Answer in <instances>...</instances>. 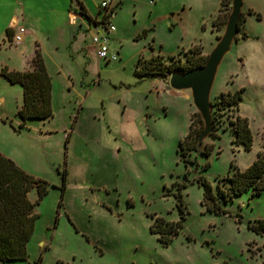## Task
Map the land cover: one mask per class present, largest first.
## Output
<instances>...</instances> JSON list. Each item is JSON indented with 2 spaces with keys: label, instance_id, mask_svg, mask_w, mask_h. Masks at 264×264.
Instances as JSON below:
<instances>
[{
  "label": "rangeland",
  "instance_id": "1",
  "mask_svg": "<svg viewBox=\"0 0 264 264\" xmlns=\"http://www.w3.org/2000/svg\"><path fill=\"white\" fill-rule=\"evenodd\" d=\"M103 1L110 2L107 22L115 28L107 42L116 56L110 62L96 58L93 29L87 31L81 21L67 26L66 13L77 7L76 0H25L27 13L38 17L42 28L59 26L55 36L62 56L50 47L51 39L41 51L51 79L50 121L20 129L22 89L0 76V153L48 185L33 210L38 218L27 259L3 264H36L38 258L39 264H264L263 238L248 229L264 218V190L256 198L234 199L223 206L226 214L215 215L201 205L203 189L197 185L201 179L214 188L231 175V166L245 170L262 149L264 0H243L244 21L210 96L214 105L221 94L243 90L242 101L238 113L213 107L218 140L203 142L213 148L209 157L197 158V169L183 162L178 147L192 122L196 127L197 112L188 91L168 88L170 75L181 71L160 82L138 78L135 68L139 59L142 65L150 58L181 67L196 47L200 57H208L223 34L231 0L223 6L221 0H79L98 23L99 35L105 34ZM5 16H0V70L29 71L31 52L5 37ZM72 35L81 46L73 50L67 41ZM76 48L88 50L76 53ZM76 57L87 63L86 75ZM235 115L248 121L249 152L232 145L228 123ZM196 157L192 153L188 161ZM178 193L182 229L164 247L149 230L156 218L179 221ZM28 198L36 200L34 190Z\"/></svg>",
  "mask_w": 264,
  "mask_h": 264
},
{
  "label": "trees",
  "instance_id": "2",
  "mask_svg": "<svg viewBox=\"0 0 264 264\" xmlns=\"http://www.w3.org/2000/svg\"><path fill=\"white\" fill-rule=\"evenodd\" d=\"M224 2L225 0H221V6H223ZM80 8L79 14L89 19L81 4ZM248 13L252 14L251 11ZM219 16L216 17L213 24L219 21ZM256 16L259 19V16ZM225 20L227 19H224V23H226ZM243 21L244 15L241 13L238 24L239 30ZM8 34L10 38V31H7ZM241 37L245 39L246 35L242 34ZM189 53L191 55L187 58L185 65L181 67H179V64L178 67L176 65L173 66L171 63L166 65L162 61L153 58H150L141 65L139 59L135 68V75L142 80L165 82L168 74L173 73L176 69L184 73L205 65L208 57H200L197 47L194 50H190ZM31 66L32 69L25 72L9 71L7 68L0 70V76L3 79L11 85H19L22 89V104L17 111L20 129L24 128L28 122L44 121L52 118L51 80L38 48L31 61ZM242 92L243 90H239L235 93L228 92L221 94L218 101L212 105V114H214V106H216L218 113L222 111L238 113L239 104L242 101ZM195 116L196 127L192 128L194 124L192 122L188 134L179 142L178 147L183 162L191 164L197 169L198 151L196 146L198 137L203 130V123L198 113ZM212 121L213 131L209 138L218 140V137L214 133L216 131L215 122L213 119ZM228 124L230 126V133L234 136L232 145L242 146L245 152H249L252 147V135L247 119L235 115L233 121H230ZM212 148L213 145H202L199 157H209ZM192 153L197 154L195 162L188 161ZM208 167L209 164L206 163L203 166V170H206ZM231 169L233 170L231 175L218 179L214 188L205 180H197V185L203 189L201 205L207 212L215 215H224L226 211L223 209V206L228 205L234 199L246 194H249L252 198L260 196L264 190V139L262 140L261 151L257 154L256 160L248 168L239 170L231 166ZM62 180L65 183V171L63 172ZM47 186L46 182L35 179L33 176L27 174L12 160L0 153V264L20 262L27 259L26 246L31 239L35 221L38 218L33 213V210L47 195ZM33 190L36 193V200L31 202L28 195ZM175 198L180 215L179 221L168 223L162 218H156L149 230L151 234L159 236L158 242L164 247L169 246L178 235L184 221L181 194H176ZM60 207L61 204L59 203L57 212ZM248 229L263 238L262 249L264 250V218L250 222ZM40 261L41 258H38L36 264H39Z\"/></svg>",
  "mask_w": 264,
  "mask_h": 264
},
{
  "label": "water",
  "instance_id": "3",
  "mask_svg": "<svg viewBox=\"0 0 264 264\" xmlns=\"http://www.w3.org/2000/svg\"><path fill=\"white\" fill-rule=\"evenodd\" d=\"M243 0H231L230 12L227 17L223 34L208 55L204 66L181 74H171L168 88L174 92L188 91L192 105L200 115L203 130L197 140V154L202 149L203 142L213 131L211 91L223 58L230 52L233 42L239 33V20L242 13Z\"/></svg>",
  "mask_w": 264,
  "mask_h": 264
},
{
  "label": "crops",
  "instance_id": "4",
  "mask_svg": "<svg viewBox=\"0 0 264 264\" xmlns=\"http://www.w3.org/2000/svg\"><path fill=\"white\" fill-rule=\"evenodd\" d=\"M24 4H25V0H0V16L6 14L4 20L1 21L3 23L1 25L3 26V29H4V30H2V32H4L5 37L9 41H12V37L19 27H22L25 29L26 34L24 36L23 41L20 44H21V46H24V47H26V45H27V49L31 52V54L28 55V61H27V65L29 67V70H31L32 69L31 61L35 55L36 49L39 48L40 54H41V51H43V52L47 51L45 43L48 42V40H50V39H51V41L49 42L50 47L53 49L56 56L57 57L62 56L60 51H59V46H58L59 43H57V37L55 36L56 31H59L60 28L58 25H55L54 28H48V27H47V29L42 28L39 24L40 19H38V17H33L29 12L27 13L26 7ZM71 4H73V2ZM76 4H77V7L73 8V10H71V8H70V11L69 12L67 11L68 13H66L67 18L65 19V22L67 23V26H76L78 21H81V22H84L85 25H87V28H86L87 31H91L92 29L94 30V25L92 24V20L88 16V13L85 10V8L83 7V5L81 3H79V0H76ZM80 4L82 5V7H83L86 15L89 17V19L84 18L83 16H81L79 14V11L81 9ZM111 14H112V9H111ZM88 20L90 21L89 24L87 22ZM93 21H96V20H93ZM7 31H10V36H11L10 38L8 37L9 34L7 35ZM91 37H92V35H91ZM67 41L69 42L71 50H73V47L76 44L78 46H80V42H77V36L76 35H72V37L69 36ZM91 48H92L93 52H95V49H94L92 43H91ZM76 49H77V50H75L76 53H79L78 52L79 50L81 52H83V50H84V52L86 53L88 50V49L86 50V48L85 49L84 48H76ZM81 52H80V54H81ZM41 57H42V54H41ZM42 59H43L46 71L48 73V66H47V63L45 61V57H42ZM76 59H77V62L79 64V67H80V65H81V67L83 65L84 73L86 75L87 63H85V62L83 63L81 58L79 59L78 57H76L74 60H76ZM2 101H3V99L0 98V102H2ZM50 120H51V118L48 120H44V121H50ZM31 122H43V121H31ZM229 136L231 139L234 138V136L232 134H230ZM263 139H264V135L262 137V140ZM13 162H14V160H13ZM14 163L19 167V165L16 162H14Z\"/></svg>",
  "mask_w": 264,
  "mask_h": 264
},
{
  "label": "built area",
  "instance_id": "5",
  "mask_svg": "<svg viewBox=\"0 0 264 264\" xmlns=\"http://www.w3.org/2000/svg\"><path fill=\"white\" fill-rule=\"evenodd\" d=\"M109 9H110V2L103 1L100 5V10L104 11V17L101 23H103L102 26L104 28L105 34L99 35L97 30L98 23L96 21H92L95 32L92 34L91 43L95 49L96 58H98V60L100 61L103 60L106 62H110L111 60L112 61L116 60V56L111 55L107 47V42L109 40L108 36L110 33L114 32L115 30L114 26L110 25L107 22V13L109 12L111 14V9L110 10ZM25 34H26L25 29L19 27L12 37V42L16 44L21 43L24 39Z\"/></svg>",
  "mask_w": 264,
  "mask_h": 264
}]
</instances>
